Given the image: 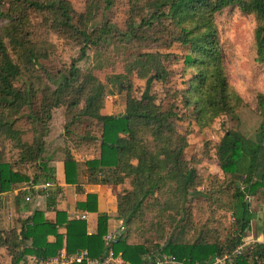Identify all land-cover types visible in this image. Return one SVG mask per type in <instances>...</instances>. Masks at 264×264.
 Returning <instances> with one entry per match:
<instances>
[{
    "label": "trees",
    "instance_id": "16d2710c",
    "mask_svg": "<svg viewBox=\"0 0 264 264\" xmlns=\"http://www.w3.org/2000/svg\"><path fill=\"white\" fill-rule=\"evenodd\" d=\"M129 1L130 19L126 31L118 35L121 41L140 45L150 41L168 49L180 44L186 50L180 57L183 87L169 86L173 72L164 61L170 54H132L125 71L112 82L119 93L131 92L135 75L145 80V88L140 98L128 94L124 114L112 115L104 113L105 84L91 69L80 70L78 60L68 71L41 65L48 58V45L39 41L41 26L33 20L42 15L56 34L81 36L79 60L87 58L91 47L104 43L114 26L106 22L90 33L84 31L80 25L84 14H77L68 0H0L1 193L25 183L37 185L41 178L52 180L55 170L49 165L59 160L66 184L76 185L80 166L76 156H89L83 163L89 183L119 188L117 214L125 232L113 244L115 256L128 264H155L163 255L183 264H207L232 254L251 230L254 213L249 197L259 189L264 194V120L255 139L224 129L215 143L207 142L214 151L209 159L186 152L194 131L191 122L203 133L219 119L234 118L244 105L228 91L217 18L235 10L252 17L256 62L264 64V0ZM116 3L93 0L97 8L104 5L103 13ZM97 8L91 6L89 15L94 17ZM180 60L175 57V62ZM155 83L163 86V100L153 90ZM60 114L59 126L55 121ZM184 120L188 128L179 126ZM9 146L20 151L19 160L7 158ZM206 160L219 169L208 178L211 195L204 191L206 177L200 172ZM20 165H35L39 174L31 179L20 172ZM24 195L17 194L18 206ZM201 196L208 211L199 210L201 202L191 204ZM78 207L98 213L97 196L88 195ZM171 228L174 235L169 234ZM258 234L264 240V226ZM106 235L105 228L89 235L85 221L68 220L65 212L56 211L51 222L45 212L34 211L19 227L0 229V264H27L29 257L40 264L63 247L70 255L87 251L91 259L100 260L107 255ZM49 237L55 241L49 242ZM234 264H264V243H256Z\"/></svg>",
    "mask_w": 264,
    "mask_h": 264
},
{
    "label": "rangeland",
    "instance_id": "374dc122",
    "mask_svg": "<svg viewBox=\"0 0 264 264\" xmlns=\"http://www.w3.org/2000/svg\"><path fill=\"white\" fill-rule=\"evenodd\" d=\"M68 1L72 4V7L77 14H84V20L80 23L84 31L90 33L94 29L100 28L106 22H109V24L113 25L114 29L104 43H101L98 47H91L87 51V58H85L84 60H79L80 47L83 46V43L80 45L83 40L82 37L69 35L63 36L60 35V33L56 34L50 28L47 20H45V18L41 15L33 20L36 24H40L41 26V36L39 38V41L48 45V58L42 59L40 63L43 67L48 68L52 71H56L58 69L68 71L73 61L78 60L77 67L80 70L87 71L91 69L99 78V80L105 84L106 87L107 96L106 106L104 109L105 114H124L126 110L128 94L135 98L141 97V93L145 88V80H140L137 78V76L134 75L131 78L133 81L132 91H125L122 93L118 92L117 88L115 87L116 85L114 86L112 82L113 76L120 75L125 71V61L127 60V58L131 57L132 54L136 55L146 52L170 54L171 57L164 61L167 70L173 72V77L169 86H172L173 88L183 87L181 84V73L184 70V65L182 60H180V57L185 53L186 50L180 44L174 43L172 47L168 49L157 44H152L150 43V41L148 43L143 42L142 45L138 43L126 44L127 40H125V42L121 41L122 38L118 35L121 34V32L126 31V24L130 19L129 10L131 9V3L129 0H117V3L112 10L104 13V5L101 4L100 7L97 8L96 5L93 4V0ZM91 6L97 8L94 17H92L88 13L91 9ZM77 18L78 17H76L75 19ZM217 24L219 30V41L221 46L223 47L224 52V64L227 63V61L225 60V51L229 53V58H231L233 42L240 47L253 45L255 21L252 17L243 15L238 10L227 11L224 12L221 16H218ZM226 33H230V38L228 35H226ZM252 55L254 57V67L257 74L264 72V64L256 62L254 49L252 51ZM177 56L179 57L180 61L175 62V57ZM17 85L22 86L21 83H18ZM153 90L158 92L160 94V99L163 100V86L160 83H155L153 85ZM259 95L264 94H257L254 89H250L249 93L245 96V98H243L244 105L241 107V109H239L237 115L234 118L219 119L210 130H207L203 133L198 131V128H196L194 122H191L193 127L190 130L194 131L188 137V142L190 144L189 148L186 150L188 155H200L205 156L209 159V156H211L214 151L210 150V147L207 146V142L215 143L222 135L224 129L237 130L243 133L246 137L255 139L257 131L264 120V116L261 114L262 108L264 106V97L263 99L259 98ZM55 122L60 126L62 122L61 114L60 116L57 115V119ZM179 126L181 128H188V121L184 120L179 122ZM55 134H58V129L55 131ZM62 140L63 138H58V142L63 144ZM9 149L11 151L9 152L7 158L10 160H19L20 151L16 150L15 148L12 149L10 146ZM85 158L86 156L81 157L80 159ZM209 162V160H206L202 164L200 172L206 177V188L204 191H207V194L211 195L210 193L212 191L210 190V179L208 180V178L212 175L218 174L219 169L217 163L214 164ZM18 168L21 173L30 176L31 179H33L36 174H39V171L37 170L35 165H20ZM41 180L44 179L41 178ZM229 180L230 179H228V182ZM49 181L53 182V179ZM25 185L26 184L19 185L15 187V189L22 188ZM231 192H233V187H231ZM28 195L29 194H27V196ZM209 197L210 196H208L207 198ZM25 198H23L24 201ZM203 198L204 197L201 196L199 197V199H196L200 201H192L191 204H193V206H197L198 202H201L199 210L206 208L208 211L210 206L207 204V202L205 205L203 204ZM24 201L21 200L22 204L18 207V204L16 203V195H14V193L10 192L2 194L0 192V228L5 225V222H7L8 224H14L18 222V226L16 227H19L21 225V221L24 218L19 214V210L22 208L21 206H23L26 202ZM37 201L38 199H34L32 202H29V204L27 205L28 208L31 209ZM249 201L251 210L254 213V218L251 222V230L247 233L244 240L246 242H252L254 240L260 242L258 240V229L264 226L263 190L259 189L256 195L249 197ZM25 206L26 205H24V209H27V206ZM200 220H203V218ZM232 224V218L226 221V226H228V228H230ZM170 233L174 235L175 230L171 228L169 234ZM259 237L263 239L261 236ZM262 241L264 242V240Z\"/></svg>",
    "mask_w": 264,
    "mask_h": 264
},
{
    "label": "crops",
    "instance_id": "0c3cea01",
    "mask_svg": "<svg viewBox=\"0 0 264 264\" xmlns=\"http://www.w3.org/2000/svg\"><path fill=\"white\" fill-rule=\"evenodd\" d=\"M73 155L75 156L74 152ZM89 159H91L89 156H87L85 159H80L76 156V160L80 164L78 183L76 185L66 184L64 163L59 160L52 162L49 165L52 170H55L53 182H45L40 180L37 185L33 183H25L26 185L22 188L14 189V191L11 193H14L16 196L19 192L25 194L23 198L26 197V202L24 199H22V201L25 202L24 205L26 206L34 199H38L31 209L28 208V206L27 209H24V205L21 206L22 208L19 210V214L24 218L21 223L30 215H32L34 211L45 212V217L49 221L55 222L56 211H60L67 214L68 220L85 221L87 233L89 235L96 234L100 228H105L107 230V235L117 234L121 225L124 224L122 220L118 219L117 214V193L119 188L114 185H98L89 183L87 178V168L83 165V163ZM45 184H50V187L45 188ZM34 186H36L37 190L33 189ZM53 191L56 192V194H54ZM27 194L29 195L27 196ZM88 195L97 196L98 213L83 211L78 207L79 204L85 203L87 201ZM27 198H29V201L26 200ZM54 202L56 204L55 206H53ZM21 204L22 202H20V205ZM17 224L18 222L14 224H8L5 222V225L3 224L4 226L0 229L9 230L18 226ZM65 231L66 229H61L62 233H65ZM258 238L260 242L263 240L260 237ZM54 241V237H49V242ZM60 255L70 254L67 253L66 247H63V249L60 251ZM26 262L27 264L37 263V261L31 257L27 258Z\"/></svg>",
    "mask_w": 264,
    "mask_h": 264
},
{
    "label": "clouds",
    "instance_id": "9594fccd",
    "mask_svg": "<svg viewBox=\"0 0 264 264\" xmlns=\"http://www.w3.org/2000/svg\"><path fill=\"white\" fill-rule=\"evenodd\" d=\"M230 38V33H226ZM223 39V38H222ZM253 48L251 45L237 46L233 42L231 58L225 51L227 63L222 67L228 91L241 99L254 89L257 94H264V72L258 73L254 67Z\"/></svg>",
    "mask_w": 264,
    "mask_h": 264
},
{
    "label": "built area",
    "instance_id": "2783aa9c",
    "mask_svg": "<svg viewBox=\"0 0 264 264\" xmlns=\"http://www.w3.org/2000/svg\"><path fill=\"white\" fill-rule=\"evenodd\" d=\"M50 187V184H45V188ZM33 189H36L34 186ZM29 201V198L26 199ZM125 232L124 224L121 225L117 234H108L104 237L105 246L107 248V255L100 260L91 259L87 251H79L73 255H60L49 258L46 261H42L41 264H128L121 256H115L113 250V244L117 242L118 238ZM256 243H264L263 241L258 242L256 240L244 242L230 255L223 258H215L214 261L207 264H234L235 259L242 257L245 252H252ZM155 264H183L178 262L174 257L163 255Z\"/></svg>",
    "mask_w": 264,
    "mask_h": 264
},
{
    "label": "water",
    "instance_id": "95a60500",
    "mask_svg": "<svg viewBox=\"0 0 264 264\" xmlns=\"http://www.w3.org/2000/svg\"><path fill=\"white\" fill-rule=\"evenodd\" d=\"M0 192H1V189H0Z\"/></svg>",
    "mask_w": 264,
    "mask_h": 264
}]
</instances>
